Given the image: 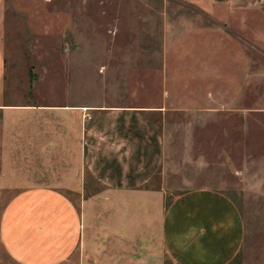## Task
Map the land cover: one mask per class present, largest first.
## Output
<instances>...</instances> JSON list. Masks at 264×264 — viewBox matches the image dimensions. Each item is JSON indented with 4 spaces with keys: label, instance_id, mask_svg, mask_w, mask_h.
<instances>
[{
    "label": "crops",
    "instance_id": "obj_1",
    "mask_svg": "<svg viewBox=\"0 0 264 264\" xmlns=\"http://www.w3.org/2000/svg\"><path fill=\"white\" fill-rule=\"evenodd\" d=\"M185 1L214 20L178 22L180 37L199 43L186 48L231 38L228 21L243 13L235 0ZM5 3L0 0V239L15 263L239 264L245 224L235 197L207 187L175 193L157 182L165 153L161 117L170 104L183 108L185 98L172 96L166 85L156 88L161 96L154 100L153 87L120 82V72L104 60L96 84L83 77L66 85L63 102L8 101ZM169 50L167 74L176 58L207 62L216 56ZM135 72L124 75L136 78ZM210 95L205 91L197 104L210 105ZM58 153L63 165L56 164ZM14 157L17 176L10 183L7 165ZM42 157L50 165L42 166ZM41 174L63 178L42 182Z\"/></svg>",
    "mask_w": 264,
    "mask_h": 264
},
{
    "label": "rangeland",
    "instance_id": "obj_2",
    "mask_svg": "<svg viewBox=\"0 0 264 264\" xmlns=\"http://www.w3.org/2000/svg\"><path fill=\"white\" fill-rule=\"evenodd\" d=\"M234 3L243 13L228 21L232 37L196 50L184 47L199 43L184 41L178 22L214 20L185 0H6V94L11 102H63L66 85L83 77L96 84L104 60L120 72V82L153 87L154 100L161 96L157 87L169 86L186 105L170 104L161 117L165 153L157 182L175 193L207 187L233 195L245 224L239 264H264V0ZM166 46L174 55L216 58H176L167 74ZM130 69L136 78L124 75ZM43 87L56 91L40 93ZM207 90L211 104H197ZM60 154L56 164L63 165ZM15 162L9 158L10 183L16 182ZM41 165L50 163L42 157ZM51 178L59 181L63 174H41L40 180ZM0 264H16L1 239Z\"/></svg>",
    "mask_w": 264,
    "mask_h": 264
},
{
    "label": "built area",
    "instance_id": "obj_3",
    "mask_svg": "<svg viewBox=\"0 0 264 264\" xmlns=\"http://www.w3.org/2000/svg\"><path fill=\"white\" fill-rule=\"evenodd\" d=\"M87 118H88V119H91V118H92V116L88 114V115H87Z\"/></svg>",
    "mask_w": 264,
    "mask_h": 264
}]
</instances>
